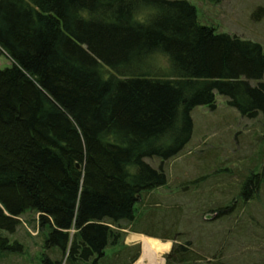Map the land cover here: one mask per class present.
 <instances>
[{"label":"trees","instance_id":"obj_1","mask_svg":"<svg viewBox=\"0 0 264 264\" xmlns=\"http://www.w3.org/2000/svg\"><path fill=\"white\" fill-rule=\"evenodd\" d=\"M0 52V252H21L1 233L33 211L45 248L65 256L41 264H109L137 199L167 183L146 160L180 153L194 108L214 110L218 95L264 124V50L198 24L184 1L0 0ZM149 235L178 244L165 264H213Z\"/></svg>","mask_w":264,"mask_h":264},{"label":"rangeland","instance_id":"obj_2","mask_svg":"<svg viewBox=\"0 0 264 264\" xmlns=\"http://www.w3.org/2000/svg\"><path fill=\"white\" fill-rule=\"evenodd\" d=\"M170 1H184L193 7L197 23L214 33L257 43L264 50V0ZM153 11L151 7L140 8L136 15L144 18ZM154 64L167 68V61L160 55L155 57ZM9 66L10 61L0 52V69ZM190 117V138L180 153L163 164L158 159L146 160L154 169L162 165L167 183L137 199L134 222L120 230L119 242L105 251L109 264L140 263L141 244L130 240L133 236L152 239L145 241L147 248H143L149 264H165V256L176 245L175 241L149 234L177 236V243L205 263L264 264L262 118H243L218 95L214 110L196 107ZM177 120L176 126L180 115ZM248 180L255 182L256 188L244 196L243 187ZM223 206L225 217L213 221V211ZM208 216L211 219H206ZM18 220L13 234L1 235L10 245L19 244L22 250L0 252V264H41L44 255L64 263L65 256L62 259L59 250L45 248L48 228H40L37 213L27 211ZM136 253L137 259L131 262ZM157 254H161L158 260L152 257Z\"/></svg>","mask_w":264,"mask_h":264},{"label":"crops","instance_id":"obj_3","mask_svg":"<svg viewBox=\"0 0 264 264\" xmlns=\"http://www.w3.org/2000/svg\"><path fill=\"white\" fill-rule=\"evenodd\" d=\"M134 238V239H133ZM157 238V237H156ZM130 240H132V241H134V242H136V241H138V242H140V244H141V257H140V263H142V262H144V261H146L147 262V264H149V262H148V258H147V256H144V254H143V248H147V245H145V241H147V240H152V239H148V238H141V237H131L130 238ZM155 241V240H154ZM149 247V246H148ZM160 256H161V254H157V256H152L153 258H155L156 260H158V259H160ZM139 263V264H140Z\"/></svg>","mask_w":264,"mask_h":264},{"label":"water","instance_id":"obj_4","mask_svg":"<svg viewBox=\"0 0 264 264\" xmlns=\"http://www.w3.org/2000/svg\"><path fill=\"white\" fill-rule=\"evenodd\" d=\"M206 219H211L209 216Z\"/></svg>","mask_w":264,"mask_h":264}]
</instances>
